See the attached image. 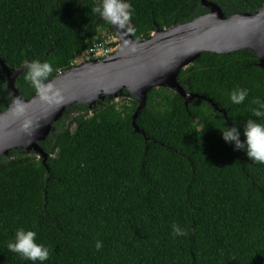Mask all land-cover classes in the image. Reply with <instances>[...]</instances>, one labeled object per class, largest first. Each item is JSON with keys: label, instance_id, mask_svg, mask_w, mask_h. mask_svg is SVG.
<instances>
[{"label": "trees", "instance_id": "trees-1", "mask_svg": "<svg viewBox=\"0 0 264 264\" xmlns=\"http://www.w3.org/2000/svg\"><path fill=\"white\" fill-rule=\"evenodd\" d=\"M224 17L254 14L264 0H207ZM126 25L136 41L189 22L207 11L200 0H127ZM101 0H0V59L20 98L36 94L25 61L71 69L109 23L92 12ZM250 51L202 53L177 82L183 99L166 87L151 89L138 107L123 92L119 105L105 97L89 110L67 107L39 146L45 164L22 149L0 157V264H31L7 249L18 228L37 232L51 253L44 264H264V165L252 163L221 138L225 125L252 117L264 100V70ZM246 88L240 105L229 93ZM11 95L0 68V111ZM219 129V130H218ZM243 140V136H241ZM177 224L188 235L173 237ZM102 248L96 250V242Z\"/></svg>", "mask_w": 264, "mask_h": 264}, {"label": "water", "instance_id": "water-1", "mask_svg": "<svg viewBox=\"0 0 264 264\" xmlns=\"http://www.w3.org/2000/svg\"><path fill=\"white\" fill-rule=\"evenodd\" d=\"M207 12L169 29L156 30L144 40L132 38L126 26L123 29L110 24L118 47L114 53L98 60H88L58 73L52 80L61 93V104L43 102L34 94L20 98L15 81L23 69L8 70L0 59V68L6 75V87L11 95L7 109L0 111V157L16 149L34 153L45 164L47 154L39 146L51 132L65 109L83 104L90 110L105 97L117 99L123 92L133 95L138 107L132 117L135 125L139 112L146 106L151 89L166 87L177 93L187 106L193 99L211 100L184 92L177 82L178 73L190 67L202 53L228 55L250 51L257 57L258 67L264 70V6L254 14L238 13L224 17L220 8L207 0H200ZM14 99L24 106V114L12 112Z\"/></svg>", "mask_w": 264, "mask_h": 264}, {"label": "clouds", "instance_id": "clouds-1", "mask_svg": "<svg viewBox=\"0 0 264 264\" xmlns=\"http://www.w3.org/2000/svg\"><path fill=\"white\" fill-rule=\"evenodd\" d=\"M99 18L105 22L123 29L130 21L133 15V9L127 0H101V3L92 9ZM26 76L32 87L35 89L39 98L48 104H55L57 107L61 104L60 90L54 84L49 82V76L54 71L53 66L47 62H41L38 59L25 61ZM249 93L246 88H235L229 93L231 103L240 105L245 102ZM252 103L256 107L252 110V117L264 118V100L253 98ZM12 112L15 116L24 114V106L18 100L14 99ZM219 130V129H218ZM221 133V138L226 144L233 147V151H243L252 161L264 165V123L258 119L249 118L244 121L241 127L233 121L231 127L225 125ZM243 136V140L241 139ZM172 236L186 237L188 233L177 224L172 225ZM96 250L102 248L100 241L96 242ZM7 249L17 254L21 259L31 262V264H44L50 260V250L43 243L37 242V232L18 228L14 236L7 243Z\"/></svg>", "mask_w": 264, "mask_h": 264}, {"label": "built area", "instance_id": "built-area-1", "mask_svg": "<svg viewBox=\"0 0 264 264\" xmlns=\"http://www.w3.org/2000/svg\"><path fill=\"white\" fill-rule=\"evenodd\" d=\"M102 34V40L94 43L87 51H85L78 60L72 63V66L78 65L88 60L102 59L114 53L118 47L116 37L112 34ZM110 37V38H109Z\"/></svg>", "mask_w": 264, "mask_h": 264}, {"label": "rangeland", "instance_id": "rangeland-1", "mask_svg": "<svg viewBox=\"0 0 264 264\" xmlns=\"http://www.w3.org/2000/svg\"><path fill=\"white\" fill-rule=\"evenodd\" d=\"M103 35H104V33H102ZM106 35V34H105ZM109 35V34H108ZM110 38V37H109ZM121 98H120V96L117 98V99H115L114 101H115V103H117L118 105H119V100H120Z\"/></svg>", "mask_w": 264, "mask_h": 264}]
</instances>
